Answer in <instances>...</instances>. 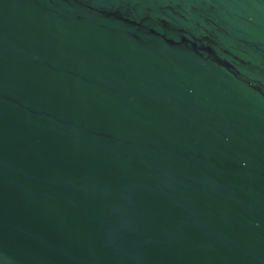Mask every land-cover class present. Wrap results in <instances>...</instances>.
Here are the masks:
<instances>
[{
  "label": "water",
  "instance_id": "obj_1",
  "mask_svg": "<svg viewBox=\"0 0 264 264\" xmlns=\"http://www.w3.org/2000/svg\"><path fill=\"white\" fill-rule=\"evenodd\" d=\"M0 264H264V0H0Z\"/></svg>",
  "mask_w": 264,
  "mask_h": 264
}]
</instances>
